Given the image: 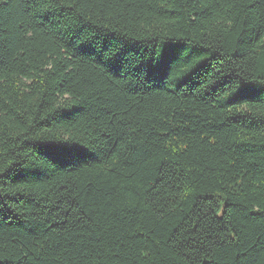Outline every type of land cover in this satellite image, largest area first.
<instances>
[{
	"label": "trees",
	"instance_id": "16d2710c",
	"mask_svg": "<svg viewBox=\"0 0 264 264\" xmlns=\"http://www.w3.org/2000/svg\"><path fill=\"white\" fill-rule=\"evenodd\" d=\"M0 264H264V0H0Z\"/></svg>",
	"mask_w": 264,
	"mask_h": 264
}]
</instances>
